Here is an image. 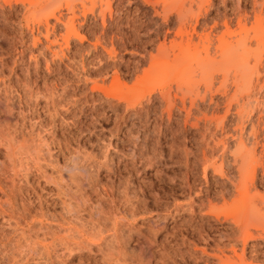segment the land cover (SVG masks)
Segmentation results:
<instances>
[{
    "label": "rangeland",
    "instance_id": "374dc122",
    "mask_svg": "<svg viewBox=\"0 0 264 264\" xmlns=\"http://www.w3.org/2000/svg\"><path fill=\"white\" fill-rule=\"evenodd\" d=\"M28 1L39 3L40 0L8 4L0 1V109L8 106L12 110V118L6 119L2 116H5L4 109L0 110V126H7L13 134L16 129V139L26 135L49 145L55 162L49 166L43 164L47 179L40 178L37 170L31 168L28 183L17 182L23 187L24 200L33 203V215L42 207L46 216L54 217L51 221L48 218V224L55 233L52 236L42 232L32 234L27 231L31 218L26 222L15 214L12 220L1 215L0 210V264H204L203 259L192 254V249L229 248L232 243L225 236L232 237L235 231L230 219L224 216L233 213L231 207L214 201L217 211L221 209L219 219H215L202 217L197 204L205 198L206 188H210L212 196L222 181L211 169L204 178L203 155L219 164L223 146L217 145L215 149V143L226 139L227 149L232 150L235 137L246 139L247 132L252 126L257 127V122L260 138L263 136L260 129L264 123L261 106L264 105V0H209L203 7L207 12L201 10L202 13L197 10L200 4L194 0H111L110 12H105L104 19L100 14V0H83L88 8L92 4L96 6L94 12H77L75 29L82 41L71 39L67 46L49 50L42 38L45 25L33 24V16L38 13L23 16ZM68 1L58 0L57 17L67 15ZM236 7L239 13L235 12ZM26 16L30 17L28 28ZM54 21L48 20L51 41L63 32L60 25L53 29ZM224 21H227L228 35L237 32L239 27L248 31L241 33L247 34V48L251 49L246 58L249 66L256 67L250 66L253 72L249 66L246 68L247 73L251 72L246 90H250L252 102L248 104L250 110L246 106L249 114L242 122L237 117L236 104L231 103L229 110L226 104L233 93L232 81L228 82L229 88L219 90L220 76L216 77L212 94L195 103L197 106L191 109L189 120L185 119L186 112L179 110L182 108L178 100V108L168 115L158 91L146 95L131 108L116 97L106 99L102 91L91 90L94 85L108 92L117 89L116 84H111L117 78L116 92L128 95L136 89L138 92L134 80L148 64L163 59V53L159 54L163 47L157 49L164 45L170 48L169 41L174 38L178 41L177 29L182 27L185 30L182 33L190 32L194 38L195 33L209 35L215 44L217 34L226 31ZM228 35H225L227 40H235L233 35ZM33 38H39L40 43L34 45ZM258 40L262 41V47ZM230 42L223 44L233 48L235 41ZM232 75L231 72L230 80ZM196 76L192 79L197 80ZM169 84L166 89L174 94L175 83ZM243 94L244 97L245 91ZM188 105L187 101V110ZM203 113L208 120L204 115L203 120ZM229 135L235 136L229 138ZM225 157L227 163L231 158L228 153ZM0 161H6L1 146ZM58 191L71 196V209L79 211L75 218L69 219L65 214L64 198L56 197ZM2 197L5 198L0 193ZM19 197L18 205L23 199ZM190 201H193L192 211ZM65 205L68 206V201ZM14 222L19 225L15 226ZM98 222L102 234L88 241V245H77L83 240L87 242L92 225ZM34 225L38 228V224ZM98 228L95 230L99 231ZM55 236L64 239L57 241ZM236 249L239 253V244ZM249 251L247 248L245 254L248 260L252 258ZM257 259L264 262V255Z\"/></svg>",
    "mask_w": 264,
    "mask_h": 264
},
{
    "label": "bare ground",
    "instance_id": "6f19581e",
    "mask_svg": "<svg viewBox=\"0 0 264 264\" xmlns=\"http://www.w3.org/2000/svg\"><path fill=\"white\" fill-rule=\"evenodd\" d=\"M0 1H2L3 3H6V4H8L12 1L13 2L14 1L15 2L20 1L21 3L25 2V0H0ZM40 1H39V3H36V2L32 3V1H28L27 2L28 7L25 8L23 16H25L26 14L34 13V12H36V14L38 13L37 15L35 13L33 14L36 16L32 15L34 20L32 18L31 19L33 20V24H36L37 26H40L43 24L45 25V33L42 34V38L46 41V43H47L46 48L48 50L54 46H56V47L58 46L59 48H61L62 45L67 46L69 44V42L71 41V39L82 41V36L80 37V35L78 34V32L75 29V21L78 18L77 12L81 11L82 14H85L86 11L94 12L96 5L92 4V6L88 8L85 6V3H83L84 2L83 0H69V1L67 0L68 1V2H66L67 15L65 17H63V16L57 17L56 12H58L60 6H55V5L58 2V0H40ZM194 1H198L197 3L200 4V5L197 4V6L198 5L200 6L197 8V10H199L200 13H202L201 10H203L204 12H207V10L203 7H205L204 5H206L207 3L210 2L209 0H194ZM91 3H93V2H91ZM236 8H237V11H235V12L239 13L240 11L238 10V7H236ZM110 9H111V0H100V14L102 16V19H104L105 12L106 11L110 12ZM200 13L198 15H201ZM238 13H236V15ZM191 14L193 16L192 11H191ZM195 15L197 16V14H195ZM238 17H240V16H238ZM238 17L236 16V18H238ZM29 18H30L29 16L26 18V27L27 28L30 26L29 25L30 24ZM49 19L55 20L54 21L55 25L53 26V29L56 27V25H58V26L60 25L63 28V32H61L58 35L59 38H57L58 37L57 36L52 41L50 40V33H49V25H48ZM194 19L196 20L195 16H194ZM226 22L225 21L223 22V24H224L223 26L225 27L224 30H226V31L218 33L217 37H215L218 44H219V45L217 44L218 46L217 45L215 46V44L217 42L215 44H213L214 41H212V40H214V39L213 38L210 39L209 35L205 34L203 36V34H202V36H199L198 33H195V36H196L195 38H197L196 39L197 41H195L194 36L190 32L182 33L184 30V29H182V27H180L182 29V31L180 28H179V31H177L178 30L177 29L176 34H177V37L179 40L177 41L175 38L174 39L172 38L173 40L169 41L171 43V44H169L170 48H168L166 45H164V46H160L159 49H157V50H160L163 47L160 50L161 53L158 51L159 54L163 53V55H162L163 57L161 56L163 59L160 57L162 59V60L160 59L161 60L160 62L158 61L155 63L148 64L147 69L145 68L146 70H142V74H140L141 76L138 75L140 77L137 76L138 78L136 77L137 79L134 80V81H136V84H134V85H137L139 87L138 92L136 91L137 89L135 90L136 93L132 92L131 95H128L125 93L123 94V92L121 93V91H120V93L118 91L116 92V90H118L117 84L119 83L116 80L117 78H113L112 82H111L112 85L116 84L117 89H114L112 87L113 88L112 91L108 92V90L102 88V86L98 87V85L97 86L94 85L95 87L92 86L91 90L102 91L103 93H101V94L102 95L104 94L103 96H105L106 99H108L107 96L109 98L111 96V98L113 97L114 99L116 97L117 100L124 102L125 105H127L128 107H131V108H133L135 105L141 103L140 101L142 99H144V97H146V95L150 96L151 94H153L155 92L157 93V91H158L159 95L161 97L160 100H161V102H163L162 104H165V106H166V107L164 106L166 108L165 111L168 113V115L172 112V110L174 108L177 107L176 101L178 100L179 103L181 104L180 108H182L179 110L186 112V114H185L186 118L185 117L184 118L189 120V118H191L190 116L192 115L191 109L194 107L195 103L197 104L198 101L199 102L203 101L204 98L208 95V93L212 94V92H213L212 89L215 88L214 85L217 82L216 77L220 76L221 82L219 81V83H218L219 86L217 87L219 90L220 89L223 90L226 87L229 88L228 82L232 81L231 88L232 87L234 88V89H232L233 93L231 94L230 97L228 96L229 98H227V102H226V100H225V102L227 104L228 110L231 108V103L236 104L237 107L235 106V108L238 109V110L236 109V111H237L236 114H237V117H238L239 122H240L241 120H243V117H246L249 114V112H247V110H246V106L248 107L247 109L250 110V108H249L250 105L248 106V104L252 102V101H250L252 96H251L250 92H248L250 90H246V88H248V83L250 82V73H251V72L247 73V71H246V68H248V66H249L248 60L246 57H247V54H249L251 52V49L247 48V43H248V42H246V38H248L247 34H246V36L242 35L243 32L248 33V31H246L244 27H239L240 28L238 30L239 33H237L238 31L233 32L232 34L229 32V35L230 34L233 35L234 33H236L233 35L235 40L234 39L233 40H227V37H225V35L226 36L228 35L227 32L229 29L227 27ZM238 22H240V21L238 20ZM31 28H33V26ZM193 30H192V32H193ZM188 33H190V35ZM231 35H230V37H231ZM224 37L226 38L225 41L227 43L229 41V43L231 44L230 41H232V43H233V41H235L233 48H229V45L227 46V45L223 44V43H226L224 41V39H225ZM33 39H34L33 40L34 45H36L37 43H40L39 38H33ZM260 40H258V42H260ZM247 41H248V39H247ZM261 43H262V41L260 42V45L262 47L264 43L263 44H261ZM222 44L225 47H222ZM165 47L167 49H169V51H167V49H165ZM230 47H232V45ZM212 50H214L217 53L219 52L220 55H218L217 57L214 56L217 54H215V52ZM106 52L107 53L109 52V54L111 55L110 51H106ZM150 58H152V56ZM155 60H153V62ZM251 67L254 68V65ZM251 67H250V71H252ZM196 72H198L199 77L196 76L197 75ZM231 72L233 73L232 80L229 79V74ZM194 75L196 76V78H198L197 80L194 79L195 78ZM192 77H194V78L192 79ZM171 81L174 82L175 86H176L177 92L175 91L174 94L171 91V89H166L169 82H170L169 85H171V83H172ZM110 87L108 89H110ZM134 87H136V86H134ZM201 87H203L202 90H201ZM180 88H182L184 90H182ZM119 89H121V87ZM219 90L216 89V91H219ZM224 90H226V89H224ZM244 91H245V96L243 97ZM246 92H248V93H246ZM178 93L180 94V96H178ZM202 93H203V95H202ZM211 94H209V95H211ZM187 101H188V104L190 105V108L188 105V108H189L188 110L186 109V107H187L186 102ZM241 101L242 102L246 101V102H243L242 104H240ZM195 106H197V105H195ZM261 106L263 108V109L262 108L261 109L263 110V113H264V105H261ZM225 107H226V105H225ZM0 108H1V105H0ZM2 109H4L3 112H5V116L2 115V113H1V115L3 117H5V119L6 118H12L11 117L12 116L11 115L12 110L8 106H4ZM2 109H0V110H2ZM162 112H164V111H162ZM203 115L205 116V118L207 120L209 119L208 117H206L205 113H203L202 114L203 120L205 119L203 117ZM199 118L200 117H197L196 119H199ZM187 120H186V122H187ZM199 121H201V120H199ZM257 123H258L257 127L252 126V125H251L252 127L250 126L251 127L250 132L249 131L247 132V134L248 133L249 134L246 137V139H243L242 138L243 136L242 137L241 136L235 137L237 139L234 138L236 144L234 146V149H232V150L227 149V142H226L227 140L226 139H224V140L219 139L217 141V143H215V149L217 148V145L221 144V146H223V148H222L223 151L221 152L222 158L220 159L219 164L216 162V160L215 161H214V159L210 160V158H208V156H206L205 154L203 155V165H202L203 169L202 170H203L204 178H206L208 170L211 169L212 172L215 173L216 175H218V177L222 181H221L220 185L218 186V190L216 191V193L214 192L212 194V196H210L211 190L209 187L204 190L205 191L204 192L205 198L201 201H198V203H197L201 207V210H202L201 215L204 218L215 217V219H219L220 214L218 213V211H220L221 209L217 211L216 206H215V204H213V202L214 201H217V202L221 201L223 203V205L230 206L231 210H233V213H230L231 215H229L227 213H226L227 215L224 214L225 215L224 218L230 219V221L234 227V231H235V233L233 234L232 237H230L228 235L225 236V238L227 237V239H229V241H231L230 243H232L229 246V248L228 247L219 248V246H217L215 249H192L191 250L193 255H198L197 259H200V260L203 259L204 260V264H264L263 261H259L257 259V256H263L264 255V123H262V128L260 127L261 128L260 131H262V133H263L262 138H260V134H259V122H257ZM240 126H242L241 123H240ZM3 127L0 126V146L4 147L6 161L5 162L0 161V193H2L3 196L5 197L4 199H3V197L0 198V210L2 211V212L0 211L1 215L2 214L7 215L8 218L13 220V218H15L14 215L16 214V216H18V219L20 218L22 221H26V222L29 218H31V222L28 224L29 226H28L27 231H31L32 234L34 232L36 235L38 234V232L39 233L42 232L43 235L49 234L52 236V234L55 232L52 231V228L50 227L51 224H48V222H50L51 220H55L54 217L46 216V214L43 212L44 210L42 209V207H40V208L38 207V209L35 208L37 211H36V214L34 212L35 215H33L32 214L34 211L33 205H32L33 203L30 202L31 200L30 201L24 200L25 199L23 197L24 193L22 194V188L23 187L21 184H18V182H17V181L21 180V181L26 182L25 184H27L28 183L27 178H28V175H30L29 173L31 171V168H35L37 170L40 178H42L43 180L47 179L46 170L43 167H44V165L49 166L54 161L52 159V156H51L49 145L46 144V142L44 140H41V139H38V141H35L33 138H31V136H27L29 138H26V135L25 136L22 135L20 139H16L15 138L16 129H15V133L13 134L12 132H10L11 131V130H9L10 128H8L7 126H6L7 127L6 128L4 125H3ZM238 129L240 131L242 130L240 128H238ZM234 130H233V132H234ZM31 134H32V132H31ZM231 134H233V133H231ZM234 134H235V132H234ZM37 135H36V137H37ZM226 136H227V134H226ZM229 136H230L229 138L234 137L231 135H229ZM16 137H18V135ZM234 139H232V140H234ZM203 140H204V137H203ZM211 146H213V145H211ZM205 153H206V151H205ZM227 153L231 159H229L230 161L228 160V162L226 163L224 161L226 160L225 156ZM54 159H56V158H54ZM224 164L228 168L227 172L224 171ZM3 178H4V180H2ZM6 182H8L10 185H7L8 183H6ZM21 183H23V182H21ZM65 184H66V182H65ZM67 184H66V186H67ZM76 185H75V187H76ZM27 186H29V185H27ZM59 190H60V187H59ZM64 191L67 192L66 190H64ZM65 192L58 191L56 197L58 198V195L63 196L64 200H63L62 204L64 205L65 214L69 217V219L70 218L73 219V217L75 218V215L78 214L77 212H79V211H77L78 208L73 209V207H72V209H71V206L69 203L72 202V198H70L71 196L69 197L68 192H67L68 194ZM70 192H72V191H70ZM71 195H72V193H71ZM18 196H20L19 198H21V197L23 198V199H20L21 201H20L19 205L17 202ZM38 198H39V196H38ZM67 198H69V199H67ZM75 200H76V198H75ZM39 201H41V200L39 199ZM67 201H68V206L65 205V203L67 204ZM39 204H40V202H39ZM189 204H188L189 210L192 211L193 201L192 202L190 201ZM225 206H223V207L228 209ZM5 207H6V210L4 209ZM223 212H224V210H223ZM221 213H222V211H221ZM37 214H38V218L36 216ZM65 214H63V215L66 216ZM222 215H223V213H222ZM49 217H51L50 221H48ZM64 219H66V217ZM62 220H63V218H62ZM103 220H105V219H103ZM8 221H11V220L8 219ZM97 221H99V220H97ZM99 222L94 223L93 225L91 224L93 231L91 230L92 232L88 233L87 238H86L87 242H84V240L83 241L81 240L82 242H79V243H77L75 241L74 242L77 243V245H79L81 247V246H84L85 243L88 245V243H89L88 241L93 240V239H97L99 237V235L102 234V233L100 234V229L98 228ZM91 223H93V222H91ZM14 224H16L15 226H18L19 222H16V223L14 222ZM34 224H38V228H37V226L35 228ZM101 224H100V226H101ZM58 226L61 227L62 225L58 224ZM104 227H105V225H104ZM95 228L96 229L98 228L99 231L95 230ZM22 231L25 232V230H22ZM70 236H71V234H70ZM78 236H80V235H77V237ZM55 237L53 238L54 240H56ZM59 237L58 238L56 237L58 239L57 241L64 239V237H62V239ZM72 237H73V239H75L74 236H72ZM91 243L92 242H90V244ZM105 243H106V241H105ZM27 244H28V242H27ZM61 244H62V247H64L62 242H61ZM66 244L68 245V242ZM238 244L240 245V249H239L240 252L239 253H238V250L236 249V245H238ZM64 245H65V243H64ZM67 245H66V247H67ZM58 248H61V247L59 246ZM247 248H249V250H250L249 253H251V255H252V258H250L249 260L245 258ZM193 255H191V256H193Z\"/></svg>",
    "mask_w": 264,
    "mask_h": 264
}]
</instances>
